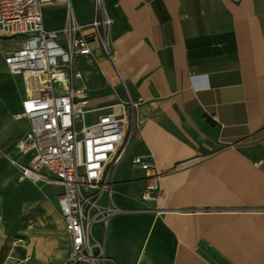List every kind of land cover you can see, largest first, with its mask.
Segmentation results:
<instances>
[{
  "label": "crops",
  "instance_id": "obj_1",
  "mask_svg": "<svg viewBox=\"0 0 264 264\" xmlns=\"http://www.w3.org/2000/svg\"><path fill=\"white\" fill-rule=\"evenodd\" d=\"M103 1L113 18V59L94 40L72 67L91 106L117 113L129 106L135 123L131 151L113 174L112 203L121 211L108 224L107 255L116 264H264V0ZM70 3L79 21L92 18L93 0ZM65 21L61 2L45 5L44 27L59 42ZM6 53H0V187L17 200L37 201L33 230L48 233L55 225H46L44 214L50 207L61 221L62 187L16 181L24 95ZM135 155L146 156L159 174L156 201L141 196L145 181L131 162ZM52 186L60 190L50 200ZM22 191L28 198H20ZM58 230L64 238L45 241L50 254L64 248L53 260L61 264L69 234L62 223Z\"/></svg>",
  "mask_w": 264,
  "mask_h": 264
},
{
  "label": "built area",
  "instance_id": "obj_2",
  "mask_svg": "<svg viewBox=\"0 0 264 264\" xmlns=\"http://www.w3.org/2000/svg\"><path fill=\"white\" fill-rule=\"evenodd\" d=\"M60 2L66 9L61 42L43 22L45 5ZM92 9L90 20L79 21L70 0H0V37L21 39L19 48L4 55L9 73L20 76L24 90L19 115L26 128L15 144L24 158L14 160L16 181L62 187L58 210L70 247L61 264H116L105 245L109 221L121 211L112 203L113 174L135 136L129 106L120 113L93 107L87 88L75 83L82 74L73 69V58L90 54L94 40L113 59L108 39L113 18L103 0H93ZM131 162L144 176L142 198L156 201L159 174L146 156L135 155Z\"/></svg>",
  "mask_w": 264,
  "mask_h": 264
},
{
  "label": "rangeland",
  "instance_id": "obj_3",
  "mask_svg": "<svg viewBox=\"0 0 264 264\" xmlns=\"http://www.w3.org/2000/svg\"><path fill=\"white\" fill-rule=\"evenodd\" d=\"M77 20H80L77 14L75 15ZM61 38H64V34H61ZM21 46V39L19 36H14L13 38H1L0 37V53L13 51ZM19 78L18 76H15ZM20 91L24 95L23 85H20ZM9 150H14V146L10 147ZM131 147L129 148V153ZM7 153V151H2L1 154ZM10 182V181H9ZM6 183L8 184L10 183ZM50 188H47L48 190ZM8 188L0 187V264H31L34 261V256L25 262L22 260L25 258L28 244L30 243V236L26 235L27 230H33L37 226L38 220L36 219L37 214V201L32 203H25L23 200H17L8 193ZM45 190V188H44ZM58 186L51 187V193L46 194V197L51 200L52 194L59 191ZM14 209V210H13ZM7 210L13 211V216H15L16 222L12 227L7 228L6 222L7 217L5 212ZM7 218V219H6ZM30 234L29 232H27ZM97 234V231H95ZM62 246L58 250L53 251L52 254L47 256V261L52 264L55 263L54 257H59L64 253ZM58 264V263H55Z\"/></svg>",
  "mask_w": 264,
  "mask_h": 264
},
{
  "label": "bare ground",
  "instance_id": "obj_4",
  "mask_svg": "<svg viewBox=\"0 0 264 264\" xmlns=\"http://www.w3.org/2000/svg\"><path fill=\"white\" fill-rule=\"evenodd\" d=\"M28 191H22L20 192V198H28ZM14 210V209H13ZM13 211L7 210L5 212L6 215H9L10 217H7L6 227L10 229L14 225V222H16L15 216H13ZM45 216V223L46 225L54 224L55 228L54 231L50 230L48 233L40 230H27L26 235L30 236V243L28 244V249L25 258L22 260V262H25L31 258L33 255V252L35 251V245H37V252H35V263L34 264H47V256L51 253V248L48 247V242L45 241V238L47 236L56 235L59 236L61 239L64 238V235L60 233L61 230L59 229V226L61 225V221L59 216L56 214V212L52 208H48V213L44 214ZM58 230V231H57ZM29 232L30 234H28ZM42 248V249H41ZM41 249V250H40Z\"/></svg>",
  "mask_w": 264,
  "mask_h": 264
}]
</instances>
